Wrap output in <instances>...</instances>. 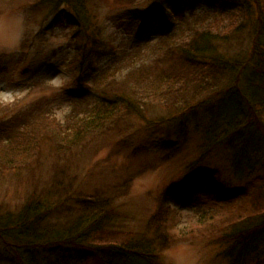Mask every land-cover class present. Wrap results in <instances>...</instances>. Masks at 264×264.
I'll return each instance as SVG.
<instances>
[{
    "label": "trees",
    "instance_id": "trees-1",
    "mask_svg": "<svg viewBox=\"0 0 264 264\" xmlns=\"http://www.w3.org/2000/svg\"><path fill=\"white\" fill-rule=\"evenodd\" d=\"M37 1L49 4L50 16L62 6L73 13L70 24L77 30L76 59L82 73L78 79L88 87L74 106L85 108L84 118L77 115L69 122L74 136L69 127L47 118L36 123L40 116L34 112L29 120L5 130L4 137L17 139L25 150L24 166L43 147L49 148L55 162L53 183L46 186L38 180L33 195L20 208L12 210L0 203V263L161 264L166 236L157 223L150 234L122 243L108 240L122 234L123 216L116 202L126 190L102 187L81 194L71 176L73 155L98 133L119 136L130 131L134 128L130 118L157 117L172 125L181 117L188 126L202 110L207 124L202 156L231 147L239 171L252 175L264 170V0H254L252 9L230 0L205 6L210 9H199L198 2L181 8L176 0H153L148 8L135 12L132 29L158 24L156 40L124 50L114 64L101 70L93 65L105 40L91 31L92 0ZM90 93L99 100L94 105L88 103ZM22 125L27 129L22 130ZM253 189L234 198L226 195L228 201L245 199L243 207L229 202L228 208L253 206L252 215L234 223L222 237L221 255L229 264H264V199L258 187ZM221 198L227 201L224 195Z\"/></svg>",
    "mask_w": 264,
    "mask_h": 264
},
{
    "label": "rangeland",
    "instance_id": "rangeland-1",
    "mask_svg": "<svg viewBox=\"0 0 264 264\" xmlns=\"http://www.w3.org/2000/svg\"><path fill=\"white\" fill-rule=\"evenodd\" d=\"M152 1H91V31L99 32L105 40L94 58V68L105 69L124 50L156 40L158 24L142 30L132 29L135 12L148 8ZM176 1L181 8L198 2L197 7L202 9L217 0ZM230 1L246 9L254 8V0ZM37 2L0 0V14L20 9L30 20L21 46L11 53L0 51V203L12 210L30 199L38 180L41 185L53 183L55 159L49 148L43 147L29 157V166H24L25 150L17 145V139L4 137L5 130L29 120L28 115L34 112V116H40L35 117L36 123L47 118L55 125L69 127L68 133L74 136L69 122L77 115L84 118L81 112L85 108L75 110L74 105L80 99L77 97L80 92L88 88L81 86L78 79L82 73L76 59L77 30L70 24L72 11L69 7H56L50 16L49 4ZM91 94L94 93L87 94L88 103L94 105L99 100ZM201 112L197 111V118L188 126L181 117L172 125L157 117H150L149 121L130 118L134 124L130 131L119 136L98 133L86 148H76L78 154L73 155L71 176L81 194H91L102 187L120 186L121 193L126 190L116 202L123 216L122 234L108 239L110 242L122 243L147 231L150 234L158 224L160 228L163 226L166 236L161 264H166L167 254L175 243L201 246L208 257L207 264H229L221 255L225 249L222 237L230 233L234 223L251 216L253 206L248 205L246 209L235 206L237 209L232 210L227 207L229 202L243 207L245 199L228 201L226 195L234 198L240 192L251 194L256 186L264 199V170L252 175L239 171L231 147L222 146L202 156L200 150L207 124ZM27 127L22 125L21 129ZM130 179V185L126 184ZM125 185H128L126 189ZM88 264L100 263L92 260Z\"/></svg>",
    "mask_w": 264,
    "mask_h": 264
},
{
    "label": "clouds",
    "instance_id": "clouds-1",
    "mask_svg": "<svg viewBox=\"0 0 264 264\" xmlns=\"http://www.w3.org/2000/svg\"><path fill=\"white\" fill-rule=\"evenodd\" d=\"M30 28V20L23 10L0 14V51L13 52L21 46ZM205 250L192 243H175L170 248L166 264H207Z\"/></svg>",
    "mask_w": 264,
    "mask_h": 264
}]
</instances>
